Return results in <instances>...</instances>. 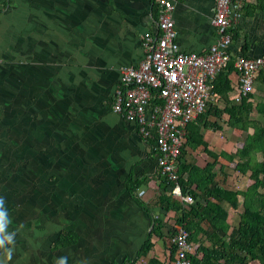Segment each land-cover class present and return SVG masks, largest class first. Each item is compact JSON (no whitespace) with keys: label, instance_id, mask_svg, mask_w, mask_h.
Segmentation results:
<instances>
[{"label":"crops","instance_id":"obj_1","mask_svg":"<svg viewBox=\"0 0 264 264\" xmlns=\"http://www.w3.org/2000/svg\"><path fill=\"white\" fill-rule=\"evenodd\" d=\"M214 2L176 3L175 43L181 53L204 55L218 41L211 24ZM239 14L231 56L263 57L264 0H243ZM157 17L156 0H0V198L9 220L4 235L15 234L12 244L0 248V264H56L62 257L67 264H148L152 258L174 264L168 242L155 236L152 250L136 259L152 223L128 195L125 181L131 170L135 179H149L138 188L145 191L139 199L161 219L156 199L162 191L153 180L158 165L137 127L112 112L119 71L140 63L142 37L155 32ZM229 79V102H214L223 111L222 129H204L201 121L191 127L220 157L216 181L244 191L254 176L235 171L233 162L253 124L241 130L226 125L238 75ZM252 96L249 119L264 125L255 110L264 103V83L255 82ZM185 151L188 161L208 162L201 147ZM237 201L238 210L221 203L229 226L225 235L201 224L208 233L191 242L195 260L203 257L198 247L221 252L218 240L228 243L242 212L243 199ZM233 255L244 257L239 251Z\"/></svg>","mask_w":264,"mask_h":264},{"label":"trees","instance_id":"obj_2","mask_svg":"<svg viewBox=\"0 0 264 264\" xmlns=\"http://www.w3.org/2000/svg\"><path fill=\"white\" fill-rule=\"evenodd\" d=\"M231 32L232 29H230V33ZM234 60L235 59L231 58L226 68L210 83L211 101L208 102V108L204 114L199 116L195 121H201L202 128L204 129L210 128L214 131H220L222 129L219 125V121L222 118L223 111L219 110V108L214 105V102L219 98L227 103L228 96L233 93L230 88L231 83L229 76L234 72L239 78V72L234 68ZM256 81L264 83V74L259 73L255 79V82ZM237 87L238 80L235 88L236 94L232 96V100L236 103L235 105H231L228 109V114L232 111V116L228 119L226 125L230 128L241 130L242 126L247 124V122H252L253 124L252 134L246 136L242 147L235 153L239 160L233 162V169L235 171L242 175H245L247 172L253 174L254 179L252 184L244 191L227 190V188L219 184L216 181L217 174L214 168L215 163H219L218 160L220 157L208 149L200 132L191 127L192 123L189 124L184 132L183 147L178 158L177 172L179 178L177 182L180 186L181 194L183 196H190L193 199V204L182 205L180 202L173 199L170 194L173 183L161 175L158 166L157 171L153 175V180L158 182V187L162 191V195L157 197L156 205L164 214L161 219L157 217L154 218L150 213L149 206L136 195V191L139 190L138 188L148 183L149 179L145 177L141 180L135 179L132 170L126 178L125 189L128 195L138 207L149 216L152 223L151 232L139 249L136 259L141 256H146L152 250V236H155L158 240H166L169 244L168 250L170 254L175 255V248L170 245V240L174 233V226L181 227L188 232L191 253L193 252L191 242L195 243L199 234L206 235L208 233L207 230L201 228L202 223H205L209 227L210 232L220 230L222 234L225 235L229 226L226 223L227 213L221 206V203L225 202L233 210H238L239 205L237 198L240 196L243 202L241 205L242 212L239 215V224L238 227L229 234L227 244H225L222 239L218 240V244L222 248V251L218 252L214 249L198 247L197 251L203 253L202 259L197 261L193 256L189 258L192 264H219L221 259L227 264L229 261L228 257L231 259L233 258L238 264H249L250 261H258V264H264V125L249 119L252 113V93L245 98H240L237 93ZM154 101H156V99H154ZM255 110L257 114L264 118V103L256 104ZM208 117H214L215 121L212 123L207 122ZM149 145L152 148L151 143ZM186 146H189L192 151L201 147L203 154L208 158V162L199 165L196 160L195 162L191 160L188 161L185 151ZM258 154H261V161H257L256 159ZM150 155H155L153 149H150ZM219 170H223V164H220ZM197 199L202 200L204 203L201 204L197 202ZM208 239L210 240V236H208ZM61 241L63 242V240ZM72 242L73 240H70L65 244ZM226 248H229V252H225ZM233 251L241 252L244 254V257L233 255ZM148 264L161 263L155 258H152L149 260Z\"/></svg>","mask_w":264,"mask_h":264},{"label":"built area","instance_id":"obj_3","mask_svg":"<svg viewBox=\"0 0 264 264\" xmlns=\"http://www.w3.org/2000/svg\"><path fill=\"white\" fill-rule=\"evenodd\" d=\"M177 2L156 0V28L160 34L157 38L145 34L139 65L120 69L112 112L136 126L142 140L151 143L149 149L155 151L161 175L173 183L170 191L173 199L182 205H191L192 198L181 194L177 182L184 132L205 108L206 80L225 67L231 58L230 29L240 18L243 0H215L212 22L218 28L219 42L203 56L177 53L173 29ZM235 67L241 72V91L246 93L251 89L255 73L264 71V58L251 60L238 56ZM152 90L157 92L156 101ZM188 238V232L175 227L170 240L175 248L174 264H192Z\"/></svg>","mask_w":264,"mask_h":264},{"label":"bare ground","instance_id":"obj_4","mask_svg":"<svg viewBox=\"0 0 264 264\" xmlns=\"http://www.w3.org/2000/svg\"><path fill=\"white\" fill-rule=\"evenodd\" d=\"M211 24H212V26L215 28V30H216V32H217V34H218V28L214 25V23L212 22V20H211ZM155 28H156V26H155ZM173 29H174V26H173ZM175 32V31H174ZM146 34H149V35H151L153 38H157L158 36H159V34H160V31L156 28V31L154 32V33H152V32H148V33H146ZM144 37H145V34L143 35V37H142V41L144 40ZM218 42H219V35H218V41L213 45V46H216L217 44H218ZM230 46H231V43H230ZM211 48V47H210ZM209 48V49H210ZM177 49H178V46H177ZM229 49H230V47H229ZM177 53H180V51H179V49H178V52ZM231 54V53H230ZM231 58H233L232 56H231ZM231 58L228 60V62L231 60ZM259 58H264V56L263 57H259ZM259 58H255V59H251V60H256V59H259ZM227 62V63H228ZM227 63H226V65H225V67H223L220 71H218L212 78H208L207 80H206V86H207V88H208V97H207V99L205 100V108H204V110L202 111V113L201 114H199L196 118H195V120L192 122V123H194L196 120H197V118L199 117V116H201L202 114H204V112L207 110V104H208V102L209 101H211V95H210V92H211V87H210V83H211V81L223 70V69H225L226 68V66H227ZM234 68L239 72V78H238V87H237V93L239 94V96H240V98H245V97H247L248 95H250L252 92H253V87H254V83H255V79H256V77H257V75L259 74V73H263L264 74V71H262V70H259V71H257L256 73H255V75H254V79H253V82H252V85H251V89H250V91L249 92H246V93H243L242 91H241V88H240V77H241V72L235 67V60H234ZM152 98H153V100L154 99H156L157 100V92L156 91H153L152 90ZM191 124V123H190ZM184 135H185V133H184ZM159 166V165H158ZM160 168V167H159ZM169 181V180H168ZM171 182V181H170ZM142 193V194H141ZM136 195H137V197L138 198H142L144 195H145V191H143V190H138V191H136ZM177 227V226H176ZM175 230V229H174ZM170 245L171 246H173L174 247V245H172L171 244V242H170Z\"/></svg>","mask_w":264,"mask_h":264},{"label":"clouds","instance_id":"obj_5","mask_svg":"<svg viewBox=\"0 0 264 264\" xmlns=\"http://www.w3.org/2000/svg\"><path fill=\"white\" fill-rule=\"evenodd\" d=\"M119 76H120V71H119ZM112 105H113V103H112ZM149 152H150V149H149ZM6 216H8V213H7L6 208L4 207V199L3 198H0V248H4V245L6 243L7 244H12L13 243V238H14V235H15L14 233L8 234L6 236L4 235L5 227L9 223V220H6ZM6 252H7L8 259H11L12 250L11 249H7ZM56 264H67V257L60 258L56 262Z\"/></svg>","mask_w":264,"mask_h":264},{"label":"rangeland","instance_id":"obj_6","mask_svg":"<svg viewBox=\"0 0 264 264\" xmlns=\"http://www.w3.org/2000/svg\"><path fill=\"white\" fill-rule=\"evenodd\" d=\"M106 109H108V108H106ZM249 129L252 131V127H250ZM149 187L152 189V183L149 184Z\"/></svg>","mask_w":264,"mask_h":264}]
</instances>
